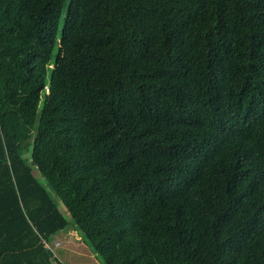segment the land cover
Here are the masks:
<instances>
[{"label": "trees", "instance_id": "1", "mask_svg": "<svg viewBox=\"0 0 264 264\" xmlns=\"http://www.w3.org/2000/svg\"><path fill=\"white\" fill-rule=\"evenodd\" d=\"M69 230L264 264V0H0V264H64Z\"/></svg>", "mask_w": 264, "mask_h": 264}, {"label": "rangeland", "instance_id": "2", "mask_svg": "<svg viewBox=\"0 0 264 264\" xmlns=\"http://www.w3.org/2000/svg\"><path fill=\"white\" fill-rule=\"evenodd\" d=\"M64 19H65V15H64V17L62 19L61 26H60V30H61V28L63 26ZM37 176H38V179L40 180V182L42 184L47 185L46 180L41 175H37ZM55 199L58 201V205H59V209H60L61 213H64L65 214L64 207L60 203L59 199L57 197H55ZM70 231H71V233H70L71 235L69 234L70 236H68V241L71 240L73 243L77 241V243H79V244H76V243H75V245L73 244L76 250L74 252H72L71 256L66 260V262L68 264H83L81 259L88 258V259H91L94 263H96V260L95 259H97L98 264H102L97 257L94 258V256H92V253L94 254L93 250L90 249L84 243V241L82 240V237H80L81 235L79 233H77L76 231H73V230H70ZM63 239H64V237H63ZM61 247H62V243H61L60 248ZM65 247L66 246H64L62 248L64 249ZM87 263H88V261H87Z\"/></svg>", "mask_w": 264, "mask_h": 264}, {"label": "crops", "instance_id": "3", "mask_svg": "<svg viewBox=\"0 0 264 264\" xmlns=\"http://www.w3.org/2000/svg\"><path fill=\"white\" fill-rule=\"evenodd\" d=\"M70 233H71L70 230L69 231H64V232L60 233V235L56 238V241H59V242L62 243V247L66 246L64 249L61 247L58 250V254L60 256V260L64 264H68L66 262V260L71 256L72 252H74L76 250L75 247H74L75 243L76 244H79V243H77V241L74 242V243L71 240L68 241V236L71 235ZM63 237H64V239H63ZM92 256H94V258H96V255H94L93 253H92ZM81 260H82V263L83 264H98L97 259H95L96 260V263H94L91 259H88V258L81 259ZM87 261H88V263H87Z\"/></svg>", "mask_w": 264, "mask_h": 264}, {"label": "built area", "instance_id": "4", "mask_svg": "<svg viewBox=\"0 0 264 264\" xmlns=\"http://www.w3.org/2000/svg\"><path fill=\"white\" fill-rule=\"evenodd\" d=\"M45 247L49 250H52L54 253L56 251V248H59L60 247V243L59 242H55V243H49L47 241H45Z\"/></svg>", "mask_w": 264, "mask_h": 264}]
</instances>
